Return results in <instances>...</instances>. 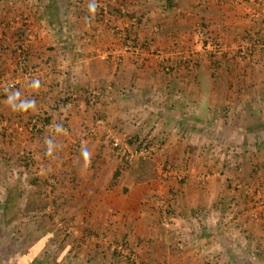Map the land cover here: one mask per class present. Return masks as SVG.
I'll return each mask as SVG.
<instances>
[{
    "label": "crops",
    "instance_id": "crops-1",
    "mask_svg": "<svg viewBox=\"0 0 264 264\" xmlns=\"http://www.w3.org/2000/svg\"><path fill=\"white\" fill-rule=\"evenodd\" d=\"M31 5L32 0H0V80L22 81L25 70L17 54L22 45L26 65L41 80L0 97V264H127L112 251L118 242L139 249L144 264H264V214L253 220L250 198L237 190L264 187V156L259 158L264 155V45L251 43L263 37L254 26L264 28V6L207 0L204 22L229 56L244 52V60L236 59V74L246 76L230 88L224 116L203 113L198 100L190 126L182 113L194 86L209 90L204 105L214 112L222 103L215 97L217 85L204 83L210 76L208 52L195 43L201 17L194 0ZM124 8L143 15L145 26L136 29L134 21L115 14ZM35 10L46 16L36 20ZM22 13L34 31L28 43L29 33L16 17ZM128 27L138 40L157 31L150 47L155 53L102 60L104 50L119 48L117 32ZM163 57L202 60L192 72L180 69L163 77ZM34 116L46 120L45 129L18 132ZM97 120L102 124L88 134ZM110 132L120 138H164L160 157L185 173L182 184L171 178L137 181L106 140ZM209 143L217 150L214 156ZM233 149L243 155L232 159ZM253 152L258 160L249 162ZM26 157L32 159L29 171ZM162 201L171 207L168 216L158 207ZM29 233L30 242L21 241ZM60 235L59 243L52 242Z\"/></svg>",
    "mask_w": 264,
    "mask_h": 264
},
{
    "label": "trees",
    "instance_id": "trees-1",
    "mask_svg": "<svg viewBox=\"0 0 264 264\" xmlns=\"http://www.w3.org/2000/svg\"><path fill=\"white\" fill-rule=\"evenodd\" d=\"M98 1V0H96ZM164 2H166L167 4L171 5L172 0H164ZM207 3V2H206ZM98 6H94V9H97ZM197 9H198V15H200L201 20L198 24V26L195 28V30L193 31V35L196 36V34H201V42L199 45H201L202 50H204V46L207 43H211L213 44H217L218 40L216 39L215 36H213L211 34V32L209 31V29L211 28L209 23L204 22L207 18L206 15H204V11H205V4H197ZM116 11V10H115ZM103 12H98V14L96 15V17H101ZM115 14L119 15V17L121 18H126L129 21H134L135 22V26L137 29V26L140 25H144L145 23H143V15L142 17L138 18L136 16V14L134 12H128L126 11L125 13L122 12V10L116 11ZM101 19V18H100ZM254 30H256V33L263 36L262 39L259 38H255L253 40H251L252 45H254L256 42L258 43H262L264 45V28L262 29H258L257 25L254 26ZM260 27H262L260 25ZM158 30V29H157ZM157 34V31H155ZM133 33V28L130 31H127V36L126 38L130 41L131 45L135 48H138L140 51H143L145 53H149L152 52L153 50L150 49L151 45L154 43V40L156 38L155 34L153 36H151L149 39H142V40H138L137 35H134L135 37H133L132 34ZM248 39V38H247ZM251 39V38H249ZM194 40V39H193ZM152 50V51H150ZM206 50V49H205ZM149 51V52H148ZM252 51V49H251ZM260 51L264 52V48H261ZM207 55L206 60L208 61V70L210 71L209 73V79H207L206 81H204V83L206 82H212L215 85H217V87L215 88V97L216 100H222V103L219 105V113L214 112L213 108H209L206 106L205 100L208 96V89L204 88L202 90V92H199V89L197 86H194V88L192 89V91H190L189 94V100L187 105L185 106V110L182 113L183 119L190 124L191 126V111H195L196 109V104L198 103V100H200V108L201 111H203V113L207 112V113H215L217 115H221L224 116L227 112V107L225 105V101H227L231 94H230V88L233 85H238L241 81V79L245 78V74L244 73H239V75L236 74V72L238 71L237 68V64H236V59H241L244 60L245 59V55L244 52L241 54V50L238 49L237 52L235 54H233L232 56H229L227 52H222V53H212L207 51ZM153 53H155V50L153 51ZM264 54V53H263ZM262 56V55H261ZM22 59L24 61L23 63V69L26 70L29 66L26 65V57H25V50L23 51L22 54ZM201 60L200 58H195V57H188V58H184V59H173L170 60L169 58H162L161 60V73L163 77H167L170 75H174V73H178L180 71V69H184V71L186 72H192L193 69H196L197 67L200 66L201 64ZM219 70H222L221 73H219ZM220 74V75H219ZM186 76H184L185 78H188V74H185ZM249 76V75H248ZM236 93V92H235ZM207 108H206V107ZM257 115L255 113H253V116ZM41 120H44L43 118ZM190 120V121H189ZM46 122V120H44ZM190 122V123H189ZM47 123V122H46ZM206 124L208 126H210L211 124H208V121L206 122ZM166 140L164 138H159V137H151L150 135H144L141 137H133L130 139V141H128L129 144H131V146H134V149H138L142 146H153L156 145L158 146V151L156 152V155L153 156V158L150 159H144L141 162V166L140 168L136 169L134 174H135V179L137 181H150L152 176H155V172H156V166L159 163L158 157L161 156L160 153L163 149V147L165 146ZM250 155L248 157L249 162H251L250 160ZM162 162H165L166 164H169L173 169H175L176 167L173 166L171 164V162L169 160H162ZM32 165V159H30L29 157H26L24 159L23 162V166L25 169L30 168V166ZM122 165L125 166L127 165V163L122 161ZM29 171V169H28ZM249 174H253L255 172L254 169H252L251 171H248ZM244 175V171L243 170H239V179L243 178ZM157 177V176H156ZM164 179V181L169 180L166 178H161ZM33 180V179H32ZM34 182V181H33ZM179 184H182V181L179 182ZM239 196L241 198H243V196L245 197V192L244 190H239ZM159 207V206H158ZM163 211L165 212V214L168 216L170 215L172 212L171 207L168 204V201L164 202V208ZM48 220H53V218H50ZM67 237V236H65ZM13 241V240H12Z\"/></svg>",
    "mask_w": 264,
    "mask_h": 264
},
{
    "label": "built area",
    "instance_id": "built-area-1",
    "mask_svg": "<svg viewBox=\"0 0 264 264\" xmlns=\"http://www.w3.org/2000/svg\"><path fill=\"white\" fill-rule=\"evenodd\" d=\"M197 4H206L207 0H194ZM251 3L256 7H262L264 6V0H250ZM124 13V10H122ZM262 21L264 23V15L262 17ZM29 33L27 36V43L33 40L34 33L29 28L27 30ZM118 40L121 42V45H119L118 49H106L100 54V58L102 60H107L110 57L114 56L116 59L120 60L121 57L126 53L131 54H138L140 50L138 48H135L131 45L130 41L126 38V35L123 32H117ZM201 42V34H196L195 36V43L200 44ZM204 48L206 51L212 52V53H222L224 52V46L221 44V42L218 41L217 44H211L207 43ZM24 45L20 46L17 49L18 54V64L20 66H23V59L22 54L24 51ZM156 51V50H155ZM160 54V53H158ZM41 80L37 74V71L35 68L28 67L24 72L22 76V81H1L0 80V97L5 96L9 92L15 91L19 86L23 84H33V85H40ZM102 124L101 120H97L96 124L88 129V134L92 135L95 133V129L98 128ZM46 124L43 120H41L40 117H32L30 120L22 125L18 126L17 130L20 133H38L45 129ZM106 140L110 143L111 147L115 151L116 155L120 157V159H123V161L127 163H131L134 161V159H150L153 158V156L156 155V152L158 151V146H142L138 149H134L130 151L127 146H125L123 143L125 141L124 138L119 139V137H116V134L113 132H110L106 136ZM81 142L75 143L73 145V150L77 151L79 144ZM158 174L161 178L170 179L173 178L178 182L183 181L185 177L184 172H177L175 169H173L169 164L159 163L158 166ZM239 189H243L246 196L252 200L250 202V207L248 209L249 216L253 220H258L261 215L264 214V193L258 194L257 191H255L253 188L250 187H240ZM159 208L161 211H163L164 208V202L162 201L159 204ZM164 212V211H163ZM167 220H164V225H167ZM71 229H67V233H69ZM112 251L115 253L120 259L124 260L127 264H144L140 258V250L138 249H131L129 248L125 243L118 242L112 246Z\"/></svg>",
    "mask_w": 264,
    "mask_h": 264
},
{
    "label": "rangeland",
    "instance_id": "rangeland-1",
    "mask_svg": "<svg viewBox=\"0 0 264 264\" xmlns=\"http://www.w3.org/2000/svg\"><path fill=\"white\" fill-rule=\"evenodd\" d=\"M44 1L45 0H36V2H40L41 4H39V6L37 7V5H35L36 3H35V0H32V3H33V5H31V6H33V7H37L36 9H40L41 7H42V4H44ZM63 2H64V0H62ZM28 4H30V2L28 3ZM45 7V6H44ZM75 8H77V6H74ZM79 7V6H78ZM65 9V8H64ZM38 12H39V10H37ZM36 10L34 11V14L36 15L37 14V16H35V15H33L32 13H33V11H31V14H32V16L33 17H35V19L37 20L39 17H43V16H46L45 15V10L44 11H41L42 12V16H39V14H38V12H37ZM126 12V8H124V13ZM24 13H26V11L24 12ZM24 13H22V14H17L16 15V17H18L19 19H18V22H20V24H22L23 25V30L24 29H26V30H28L29 28L31 29V31L34 33V31H33V28L31 27L32 25H31V23L30 24H28L27 23V21H29L28 19H27V17L25 18V17H23L22 15L24 14ZM25 15V14H24ZM15 17V18H16ZM28 17H29V15H28ZM132 27V26H131ZM131 27H128L127 29L126 28H123V29H121L120 30V32H123L126 36H127V30L129 29V28H131ZM123 30V31H122ZM119 45H121V42H119ZM164 53V52H163ZM107 136V135H106ZM119 139H121L120 137H119ZM124 139H125V141H124V145L125 146H127V148L130 150V151H132V149H130V147H131V145H130V147H129V143H128V141H130V139L129 138H126V137H124ZM222 141V140H221ZM110 144V143H109ZM111 146V145H110ZM205 147L207 146V145H204ZM208 146L209 147H211L212 145L209 143L208 144ZM251 147V146H250ZM112 148V147H111ZM228 148V147H227ZM113 149V148H112ZM208 150H210L209 152H211V155L212 156H214L215 154V152H217V150L215 149V148H213V146H212V148L210 149H208ZM114 151V150H113ZM248 152H250V150L248 149ZM204 153H206V152H204ZM114 154L116 155V153H115V151H114ZM160 155H162V151H161V153H160ZM240 155H243V153H241L240 151H238V150H236V149H233V151H232V159H238V158H240L239 156ZM254 155V156H253ZM251 157H250V159H251V162H256L257 160H258V158H256V153L255 152H253V153H251V155H250ZM262 156H264V155H262V153H260V157L259 158H261ZM116 157L120 160V162H121V164H122V161H123V159H120V157L119 156H117L116 155ZM247 157H249V155L247 156ZM219 158V157H218ZM212 159H215V157H212ZM138 160H144V159H141V158H138V159H134V161L133 162H131V163H127V162H125V161H123V162H125V163H127V165H125V167L127 168V169H129V170H131V173H134L135 172V169H133L134 167H136L137 169L138 168H140V167H138L139 165H137L136 166V164H138L139 162H138ZM158 160H159V163H164V162H162V160H164V158L163 157H158ZM159 163H158V165L156 166V172H155V176H152V180L153 179H157V178H159L161 181H164V179H161V177L159 176V174H158V166H159ZM139 164H141V163H139ZM255 164V163H254ZM261 166H263L262 165V163L260 164ZM261 167L258 165V169H260ZM260 171V170H259ZM261 171H263V170H261ZM260 171V172H261ZM262 173H264V171L262 172ZM157 176V177H156ZM171 179H173V178H171ZM246 187H250V188H253L255 191H257V193L258 194H263L264 193V187L263 186H258V187H254V186H246ZM47 188L49 189L50 187L49 186H47ZM47 190V189H46ZM237 190H242V189H237ZM250 202H252V200H250ZM47 205H52V204H50V203H48ZM46 204H45V206H47ZM31 205L29 204V207H30ZM43 208H44V206H42ZM31 208V207H30ZM31 220L30 219H28V222H30ZM56 221H58V224L60 225V223L63 221L62 219H57ZM54 222V221H53ZM55 223V222H54ZM24 235V234H23ZM27 234H25L24 235V237H22V238H24L23 240H21V241H23V242H26V239H27V237H28V241L30 242V233H29V236L27 235ZM68 236L67 235V233L64 231V234H62V236ZM62 236L60 235L59 236V239H58V236H57V240H56V236H55V240H53L52 242H55V243H59L61 240H62ZM64 236V237H65ZM66 238V237H65Z\"/></svg>",
    "mask_w": 264,
    "mask_h": 264
}]
</instances>
